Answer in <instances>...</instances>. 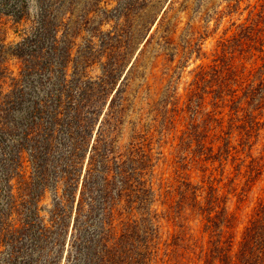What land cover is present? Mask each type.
<instances>
[{"label": "trees", "instance_id": "1", "mask_svg": "<svg viewBox=\"0 0 264 264\" xmlns=\"http://www.w3.org/2000/svg\"><path fill=\"white\" fill-rule=\"evenodd\" d=\"M0 264H264V0H0Z\"/></svg>", "mask_w": 264, "mask_h": 264}, {"label": "rangeland", "instance_id": "2", "mask_svg": "<svg viewBox=\"0 0 264 264\" xmlns=\"http://www.w3.org/2000/svg\"><path fill=\"white\" fill-rule=\"evenodd\" d=\"M32 11H33V14H36V13H37V9H36V7H35V3L33 4ZM76 12H77V13L80 12L79 9H77ZM208 43L211 44V41H209ZM26 116H27V111H26V109H23V110L17 111V112L15 113V117H16V119H17L18 121H20V122H24L25 119H26Z\"/></svg>", "mask_w": 264, "mask_h": 264}]
</instances>
